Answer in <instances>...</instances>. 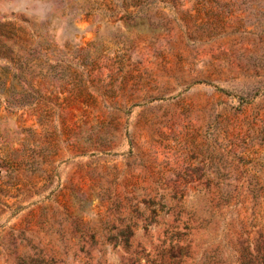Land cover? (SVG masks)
Here are the masks:
<instances>
[{"label":"rangeland","instance_id":"1","mask_svg":"<svg viewBox=\"0 0 264 264\" xmlns=\"http://www.w3.org/2000/svg\"><path fill=\"white\" fill-rule=\"evenodd\" d=\"M0 264H264V0H0Z\"/></svg>","mask_w":264,"mask_h":264}]
</instances>
